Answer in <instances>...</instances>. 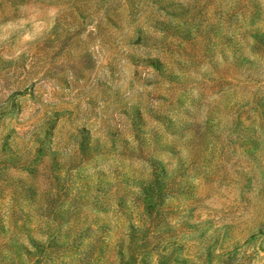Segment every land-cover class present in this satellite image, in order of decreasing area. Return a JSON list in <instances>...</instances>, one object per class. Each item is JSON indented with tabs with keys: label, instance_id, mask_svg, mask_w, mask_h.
<instances>
[{
	"label": "rangeland",
	"instance_id": "1",
	"mask_svg": "<svg viewBox=\"0 0 264 264\" xmlns=\"http://www.w3.org/2000/svg\"><path fill=\"white\" fill-rule=\"evenodd\" d=\"M0 264H264V0H0Z\"/></svg>",
	"mask_w": 264,
	"mask_h": 264
}]
</instances>
